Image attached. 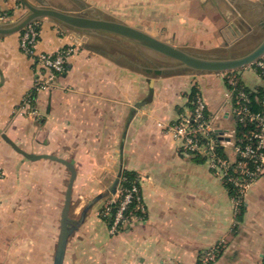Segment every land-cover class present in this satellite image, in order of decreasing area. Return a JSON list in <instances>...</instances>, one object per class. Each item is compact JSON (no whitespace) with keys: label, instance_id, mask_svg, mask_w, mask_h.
I'll use <instances>...</instances> for the list:
<instances>
[{"label":"crops","instance_id":"crops-1","mask_svg":"<svg viewBox=\"0 0 264 264\" xmlns=\"http://www.w3.org/2000/svg\"><path fill=\"white\" fill-rule=\"evenodd\" d=\"M31 1L77 11L93 7L162 39L170 33V41L192 48L204 42L190 38L192 34L202 38L208 25L216 22L204 14L208 7L202 5L208 0L199 1L201 14L192 11V0H71L76 1L75 8L60 5L65 0ZM236 1L213 0V5L230 9ZM25 11L18 0H0L7 23ZM232 17L234 27L220 36L215 37L214 29H210L213 37L204 33V48L239 39L242 30H249L237 10ZM36 22V51L72 46L74 52L51 86L33 92L38 113L22 114L17 107L41 68L20 49L21 31L0 35V264H52L70 177L63 163L29 159L3 134L26 152L73 162L70 215L74 218L86 199L109 193L121 175L140 179L144 218L110 235L98 214L109 193L87 209L68 238L63 264H200L204 251L217 244L209 264H264V174L234 208L224 180L200 155L184 154L180 142L164 130L189 112L192 96L199 93L214 119L218 139L232 140L235 121L224 73H157L146 69L153 66L150 61L145 65L129 58L134 52L145 57V49L120 37L106 39L126 48L106 49L92 42L94 35L51 18ZM236 72L246 85L264 86L252 66ZM221 147L231 152L230 145Z\"/></svg>","mask_w":264,"mask_h":264},{"label":"built area","instance_id":"built-area-1","mask_svg":"<svg viewBox=\"0 0 264 264\" xmlns=\"http://www.w3.org/2000/svg\"><path fill=\"white\" fill-rule=\"evenodd\" d=\"M5 12L0 13V22L7 23ZM37 22H32L22 29L20 49L31 57L41 68L34 79L32 89L21 99L17 112L37 114L33 92L46 89L54 83L57 73L65 69V64L74 47L66 46L56 52L36 51L38 38ZM255 72L264 80V56L252 63ZM235 70L225 71L230 84L229 99L233 105L235 123L246 126V130L233 133L232 140L222 142L215 134L213 117L207 113V104L202 95L196 93L191 98V107L187 114L176 122L166 124L164 130L180 142L183 153L200 155L207 167L226 181L232 191V202L237 208L244 200L252 184L264 174V93L261 96L251 95L245 85H239ZM230 145L231 152L219 147ZM0 176L2 172L0 171ZM115 192L102 204L99 216L107 222L108 233L116 235L144 218L145 207L140 192L139 177L121 175ZM219 245L204 251L200 264L214 261Z\"/></svg>","mask_w":264,"mask_h":264},{"label":"water","instance_id":"water-1","mask_svg":"<svg viewBox=\"0 0 264 264\" xmlns=\"http://www.w3.org/2000/svg\"><path fill=\"white\" fill-rule=\"evenodd\" d=\"M18 1L26 11L20 17L11 22H0V35L19 32L28 24L41 18H51L61 25L83 34L103 36L109 39L112 37H120L136 47L147 49L172 61V63L155 64L149 57H147L150 63H153V66L150 68L154 71L175 72L185 70L196 73L225 72L250 66L264 56V35L255 46L244 53L232 56L208 55L157 37L138 26L124 22L112 16L96 13L86 14L84 10L77 11L58 8L48 4L46 1L40 3H33L31 0ZM242 1L244 2V0ZM260 1L262 3L261 7L264 9V0ZM90 10L95 11V8L90 7ZM2 137L9 142L16 151L29 159H53L63 163L70 170V177L66 186L64 203L61 209L59 231L52 260V264H63L68 238L78 229L79 225L84 220L87 209H89L96 201L102 198L106 199L109 193L115 192L118 178L114 180L108 191L109 193H99L91 199H86V204L81 209L78 217L74 218L70 215L71 190L75 177L73 162L53 154H33L26 152L5 134H3Z\"/></svg>","mask_w":264,"mask_h":264},{"label":"rangeland","instance_id":"rangeland-1","mask_svg":"<svg viewBox=\"0 0 264 264\" xmlns=\"http://www.w3.org/2000/svg\"><path fill=\"white\" fill-rule=\"evenodd\" d=\"M199 1L200 0H192V2H193L192 11H195L196 13L201 14L202 7L203 8L208 7L206 9L207 11L204 14H210V17L216 21L215 23H212L211 27H210V25H208V27L204 30L205 32H209L210 35H211L210 29H214V31H212V33L215 35V37H218L221 34H223L224 30L227 27H229V28L232 27L233 23H235L234 20L232 19L233 18L232 17V11L235 12V10H237L239 12V14L241 16V19H240L241 22L244 20L248 23V24H246L245 27L249 28V30L247 32L245 30L244 31L242 30L238 36L239 39H235L233 41H229V40L221 41L220 40L219 43H217L216 46L212 49L204 48L207 46L204 43L206 40V37L204 34L205 32H202L203 33L202 34L203 39L198 37L197 33H193L192 37H190V38H193L196 40H204V42L197 44L198 48H192V47H187V48H189L193 51L200 52L203 54H208V55L232 56V55H238V54L246 52L247 50H249L250 48L255 46L263 37L264 27L259 25V21H260L261 17L263 18V16H264V9H263V7H261L262 3L260 0H255L254 2H249V3H245L242 0H238L232 4V7L230 9L225 8V6H219L220 9L216 8V5L215 6L213 5V3H214L213 0L206 1V3H208V4L207 5L204 4L201 7ZM59 2L60 1H53L52 3L58 4ZM60 3H61L60 5H62V6H67V7L70 6L73 8H75V4H77L76 1H74V4H73V2L71 0H65L64 3L63 2H60ZM225 5L227 6L228 4L225 3ZM157 9H159V8H157ZM84 12L86 14L96 13V14L106 15L100 11H92V10L88 9L87 7L84 9ZM107 16H110V15H107ZM202 30H203V28H202ZM162 33H167V32H166V30H163ZM169 34L166 37L167 38L166 40L170 41L171 40L170 39L171 34L170 35ZM90 37L93 39L92 40L93 43H96L97 45L102 46L106 49H114V48L120 49V46L122 48H126L122 44L121 45L117 44L116 43L117 40H115V39L112 40L113 41L112 43H110V41L103 36H96V37L90 36ZM182 41H184V40H182ZM188 41L191 42V40H188ZM197 43H199V42H197ZM190 45H192V44H190ZM128 48H129V51H131L133 53L132 48L131 47H128ZM145 51H146L145 57H144V55L143 56L141 54L138 55L135 52L133 54H131L129 57H130V59L138 61L140 63H145V60L149 62L147 57H151V58L153 57V59H155V60H152V61L155 64L172 63V61L166 57L159 56V55H157V54H155L152 51H149L147 49H145ZM111 53H114V55H117L118 52L111 50ZM149 55H151V56H149Z\"/></svg>","mask_w":264,"mask_h":264},{"label":"trees","instance_id":"trees-1","mask_svg":"<svg viewBox=\"0 0 264 264\" xmlns=\"http://www.w3.org/2000/svg\"><path fill=\"white\" fill-rule=\"evenodd\" d=\"M262 26L264 27V22H263V24H262ZM22 31V30H21ZM130 58V57H129ZM132 60V59H131ZM135 61V60H134ZM145 65H148V62L147 61H145V63H144ZM147 70H150L151 68L150 67H147L146 68ZM157 73H164L163 71H159V70H155ZM237 70H235L234 72L235 73H237L236 72ZM237 77H238V75H237ZM239 78V77H238ZM225 79H226V82H228V78L227 77H225ZM240 79V78H239ZM239 82V85H245L246 86V89H248V90H250L251 91V95L252 96H255V95H258V96H261L263 93H264V86L263 87H250V86H248V85H246L245 83H243L242 81H241V79L238 81ZM230 85V84H229ZM193 92H195V90L194 91H192L191 93H193ZM191 95V94H190ZM192 96V95H191ZM190 98L191 97H189V100H190ZM207 113H208V111H207ZM235 132L237 133V134H240L242 131H244V130H246L247 128H246V126H243V124H241V123H235ZM219 149H220V151L221 152H225V148L223 149V147H219ZM128 175V174H127ZM129 176V175H128ZM225 182V184L227 185V187L229 188V185H228V183L226 182V181H224ZM230 189V188H229ZM230 191H231V189H230ZM241 209H242V211H241ZM240 209V212H239V214L241 215V213L243 212V208H241ZM103 220V219H102ZM106 222V221H105ZM106 224H107V222H106Z\"/></svg>","mask_w":264,"mask_h":264},{"label":"flooded vegetation","instance_id":"flooded-vegetation-1","mask_svg":"<svg viewBox=\"0 0 264 264\" xmlns=\"http://www.w3.org/2000/svg\"><path fill=\"white\" fill-rule=\"evenodd\" d=\"M263 22H264V16H263V18L261 17V19L259 21V25L262 26Z\"/></svg>","mask_w":264,"mask_h":264}]
</instances>
